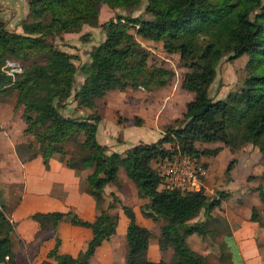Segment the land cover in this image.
<instances>
[{
    "label": "trees",
    "instance_id": "obj_1",
    "mask_svg": "<svg viewBox=\"0 0 264 264\" xmlns=\"http://www.w3.org/2000/svg\"><path fill=\"white\" fill-rule=\"evenodd\" d=\"M143 0H29L31 21L21 23L22 31L10 30L0 20V91L6 87L18 90L17 104H23L24 132L33 135L26 144L30 156L41 153L44 162L54 153L63 156L69 167L77 170L92 168L86 175V191L95 199L99 212L93 220L80 217L73 210L38 212L40 219L48 217L56 227L59 220L90 227L92 237L78 255L58 253L59 237L48 252L52 264H89L97 246L116 232L117 214L109 209L121 206L128 217L126 227L127 253L125 264H166L163 259L144 258L151 229L140 224L132 206L123 204L111 191L105 204L104 187L109 182L120 184L118 170L123 167L137 187L138 195L147 197L141 205L143 215L153 220L163 218L159 228L161 250L172 248L177 258L189 264H209L207 257L188 245L192 233L205 235L206 221H191L200 212L208 214L228 191L216 189L208 195L200 190L166 186L159 168L165 158L188 154L200 162L202 155H216L221 146H197L221 141L231 147L251 143L258 147L264 159V0H145L148 16L115 14L101 24L104 37L89 51L90 59L77 65L76 54L68 52L46 36L61 30L80 29L82 22L95 23L98 5L136 9ZM49 14V20H43ZM130 28L145 39L161 41L168 53H179L189 68L181 79V87L194 92L181 117H175L161 135L153 141H140L123 152L109 150L97 140L101 116L91 112L83 117L65 115L63 104L71 95L75 74L84 79L73 93L81 107L95 108V100L112 89L143 87L152 89L168 83L172 70L147 63V50ZM249 55L247 74L239 90L225 98H214L209 87L214 81L216 65L228 54L236 58ZM42 54L43 60H33L19 73L9 74L2 68L7 58L27 59ZM1 129V128H0ZM70 135L81 136L77 156L65 151ZM168 143V144H167ZM234 160L227 166L231 169ZM202 166H207L202 163ZM255 189L264 202V172ZM258 211L252 207V220ZM15 222L7 215L0 195V261L17 264L11 232Z\"/></svg>",
    "mask_w": 264,
    "mask_h": 264
},
{
    "label": "crops",
    "instance_id": "obj_2",
    "mask_svg": "<svg viewBox=\"0 0 264 264\" xmlns=\"http://www.w3.org/2000/svg\"><path fill=\"white\" fill-rule=\"evenodd\" d=\"M142 108L141 112H139L137 107L134 109L133 106H125V109L128 111L131 110L132 115H142L144 117L143 122L147 120L148 122L156 123L157 126L160 123L165 124L171 118L177 117L185 110V106H181L179 113L168 110L164 111L160 120V106L158 108L156 107L159 114L155 119H149L145 115L148 110L145 109V106H142ZM22 110V106H0V195L7 215L15 222L14 230L11 232V238L16 253L17 264H52L55 262V259L49 257L48 252L54 247L57 237L60 239L57 248L58 253L76 256L86 247L87 242L92 237V230L90 227L73 224L65 219L59 220L56 227H54L52 219L48 217L40 219L41 217H35L34 214L56 210H73L80 217L86 220H93L99 212V209L96 206L94 197L85 190L87 183L86 175L92 171V168L77 170L69 167L63 156L59 153H54L48 157L47 163L44 162L41 153L30 156L31 150H27L26 144L33 142L34 138L32 134L24 132L26 124L22 118ZM120 126L122 128L125 127L122 123H120ZM159 133L161 135L160 131ZM217 142L210 145L204 143V146H221V149L216 155H202V160L207 162V170L211 167L210 159L225 149L229 150L230 155H234L230 159V161L234 160L229 170L231 171L237 161V153L241 154L243 151V157L248 160L254 149L257 148L251 143L232 148L231 145ZM107 146L109 150H113L109 145ZM241 149L243 150L241 151ZM249 165L248 173L243 179V182H246L245 184H247L249 179H252L258 174L261 175L264 171L262 160L257 164L249 160ZM117 174L120 184L109 182L104 187L105 204L111 198L109 195L111 191L117 195L123 204H126L125 200L134 195L135 198H133L132 205H128L132 206L135 211L137 221L150 228L149 226L153 225V219L143 215L140 210L141 205L146 203L148 198L138 195L137 187L129 176L125 175L127 174L126 171L125 174ZM206 182L208 180H204L205 186ZM236 183L240 184V182L236 181L230 175V179L224 187L232 190ZM133 185L136 188L134 191L132 188ZM255 187L254 190L257 192ZM227 197L221 200L219 204L221 214L218 211L216 213L210 212L200 220H205L206 224L210 222L213 225L217 223L221 225L223 230L220 233V238L222 239L221 242L225 244V248L220 251L221 255L230 254V249H232L228 245L229 243L226 240L225 233L229 235L231 241L232 239L234 240L240 258L238 261H236V258H231L232 264H264V228L260 222V219H263L262 222L264 221L263 212L261 214L258 212L257 220H252L250 218L251 213H248V210H252V207L255 206L258 211L257 204H254L252 207H247L249 209L243 213L244 208L242 210L239 208L241 207V202L228 201ZM109 211L117 214L118 222L116 224V232L110 239L104 240L97 246L93 254L101 246L106 245L109 248V244L107 243H110L108 252L103 250L107 252L103 253L105 254L102 261L103 264H125V260L115 263L111 258L113 255L119 253L117 250L118 242L122 243L125 241L127 246L126 227L128 217L120 205L109 209ZM241 212L242 214H240ZM218 214L222 215L223 218L218 216ZM195 220H198V218L195 217L191 221ZM118 233L123 234L122 238L116 237L119 235ZM201 236L203 237L204 235ZM201 236L197 233H192L188 236L187 242L191 249L202 254L206 250H202L204 244L201 241L203 240ZM157 247L160 250V258L149 257V259L156 261L163 259L166 264L171 263L169 260H173L175 264H189L185 258H177L172 248L161 250L158 242ZM164 253H167L168 256H164ZM230 255L233 254L231 253ZM93 258H95L94 255L88 258L90 264H100L94 262ZM0 264H2V261H0Z\"/></svg>",
    "mask_w": 264,
    "mask_h": 264
},
{
    "label": "rangeland",
    "instance_id": "obj_3",
    "mask_svg": "<svg viewBox=\"0 0 264 264\" xmlns=\"http://www.w3.org/2000/svg\"><path fill=\"white\" fill-rule=\"evenodd\" d=\"M145 4L146 1L143 0L138 8L131 10L129 8H112L106 3H100L98 5V18L95 23L87 21L82 22L79 30H61L53 35L46 36V40L53 42L68 52L76 54L77 58L74 59V62L75 64L79 65L82 62L88 61L90 59L89 51L94 45L103 39L105 33L101 27V24L104 21L114 17L115 14L118 13L131 14L134 16H148V13L144 11ZM29 10V0H0V20H3L6 24V27L10 30L22 31L21 23L25 20H32ZM45 15L46 16L43 17V20H49V14ZM130 31L134 33L140 44L147 50V63L150 67L164 66L172 70V76L168 83L163 86H156L149 90L140 86H129L122 90L112 89L95 100V108H87L79 106L73 98V93L84 79V76L80 72H77L75 74V83L71 95L67 98L63 104V107L60 109L65 115H73L77 117L86 116V114L91 112L98 113L102 119L98 124L96 134L97 140L101 143L109 145L113 150L119 152L134 145L137 142L152 141L157 139L160 135L159 131L163 133L168 124H173V120L175 118H171L165 124L160 123L157 126L156 123L154 124L148 122L147 120L143 122L144 117L142 115H132L131 110L128 111L125 109V106H133L134 109L137 107L139 112H141L143 109L142 106H145V109L148 110L145 115L149 119L157 118L159 111H161L159 116V119L161 120V116L164 114V111L168 110L179 113L181 106H186V103L194 97V92L186 90L180 85L184 73L187 72L189 68L183 64L179 53L166 52L162 47L161 41L145 39L136 33L135 28H130ZM248 58L249 55L247 53H244L233 59L229 58L228 54H225L220 58L216 65L214 81L209 87V93L212 97L225 98L229 92L239 90L242 87L244 78L247 74L246 63ZM35 59L40 61L43 60L42 54H33L27 59L7 58L2 68L9 74L19 73L23 70L24 66H27ZM11 68H15L16 71H11ZM18 93L19 92L17 89L10 87H6L5 89L1 90L0 106H23V104H17ZM158 106H160L159 111L156 110V107L158 108ZM181 115L182 112L177 117H181ZM120 123H122L125 127L122 128ZM220 142L221 141H219V143ZM212 143L218 142L216 141L208 144L210 145ZM197 146L202 147L204 146V143L199 145L197 143ZM243 149H241V151ZM80 150L81 136L78 137L76 135H70L65 142V151L68 154L77 156ZM242 153L243 151L241 154L237 153V161L235 162L231 171H227V166L230 162V159L234 155H230L228 149L223 150L217 156L211 158V167L209 170H207V166H203L204 174L202 178L204 185L202 188L209 196L215 194L216 189L228 191V201H240L241 207L239 208L240 210L244 208L243 213L249 209L247 207H252L254 204H257L256 206L258 207L259 214H261V212L264 214L263 201L254 190V187L262 182L261 175L258 174L252 179H249L247 184H245L246 182H243V179L248 173V167H250L249 160H252V162H255L256 164L262 160L264 164L263 155L259 151L258 147L254 149L248 160L243 157ZM200 162L207 164V162L202 160L201 157ZM118 173L125 174L124 168L121 167ZM125 175L128 176L127 174ZM230 175H232L236 181L240 182V184L236 183L232 190L226 189L224 187L227 181L230 179ZM129 178L133 181L131 177ZM204 180H208V182H206V186ZM132 188L134 191L136 189L135 185H133ZM133 198H135L134 195L133 197L125 200V203L132 205ZM217 211L221 214L219 205L214 206L209 211V213H216ZM248 213H251V209L248 210ZM110 214L115 215L116 213L110 212ZM208 214L200 212L195 217L200 220ZM220 214H218V216L223 218V216ZM240 214H242V212ZM262 220L260 219V222L262 224L261 226L264 228V221L262 222ZM164 222L165 220L163 218H157L153 220V225L149 226L151 228L152 235L149 239V245L143 253L144 258H160V250L157 247V242L159 228ZM218 224L219 223L213 225L208 222V224L205 226L208 228V233H206L203 237L200 235L203 239L201 241H203L204 244L202 250H206L203 251L205 253L202 254L207 257L209 264H232V260H230L231 258H236V261H238L240 258L237 253V247L234 243V240L232 239L231 241L229 239V235L225 233L226 240L229 243L228 245L232 247L230 251L233 255H230L231 253L228 255H221L220 251L225 248V244L221 242L222 239L220 238V233L223 229L221 228V225ZM226 229L228 228L226 227ZM118 234L119 235L116 237L122 238L123 234ZM118 243L119 245L117 246V250L119 253L117 255H113L111 258L113 261H115V263H119L121 260L124 261L126 259L127 253L125 241ZM107 244H109L108 247L110 248V243ZM109 248H107L106 245L99 247L97 252L93 254L95 257L93 258L94 262L103 264L102 261L105 256L103 253H107ZM103 250L107 252H104ZM164 256H168V254L164 253ZM169 262H171L170 264H175L173 260H169ZM88 263L90 264L89 260Z\"/></svg>",
    "mask_w": 264,
    "mask_h": 264
},
{
    "label": "built area",
    "instance_id": "obj_4",
    "mask_svg": "<svg viewBox=\"0 0 264 264\" xmlns=\"http://www.w3.org/2000/svg\"><path fill=\"white\" fill-rule=\"evenodd\" d=\"M11 71H16L11 68ZM166 186L200 190L203 187L204 168L201 162L188 154L165 158L159 168Z\"/></svg>",
    "mask_w": 264,
    "mask_h": 264
}]
</instances>
